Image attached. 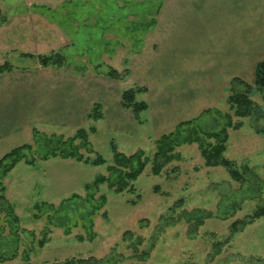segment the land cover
Wrapping results in <instances>:
<instances>
[{
  "label": "rangeland",
  "instance_id": "374dc122",
  "mask_svg": "<svg viewBox=\"0 0 264 264\" xmlns=\"http://www.w3.org/2000/svg\"><path fill=\"white\" fill-rule=\"evenodd\" d=\"M170 1L0 0V63L9 62L14 71L42 68L39 56L60 52L65 67L79 74L109 77L111 67L124 72L141 47L153 49L154 21ZM253 71L254 67L243 79L251 85ZM235 89L245 91L247 87L238 81L220 82L213 100L200 104V109L213 110L194 127L205 145L214 139L203 131L223 127L228 97ZM250 96L259 111L234 117L241 124L228 130L225 151V157L240 169L249 166L254 170L244 182L233 179L223 166H208L199 142H193L179 146V159L158 175L150 163L134 182V190L118 193L108 184L96 193L87 190L113 163L112 143L128 155L142 149L153 156L162 133L154 131L150 117L146 120L147 111L143 113L145 127L137 133H115L88 118L83 127L96 126L97 132L89 136L93 150L82 152L92 159L102 155L106 160L102 165L62 157L43 160L34 144L28 154L35 164L21 161L4 179L6 198L15 206L20 230L14 234V243L6 213L0 212V249L8 257L0 264H58L91 257L99 264H142L133 248L117 247L128 230L143 237L139 250H148L147 264H264V216L231 233L234 222L248 219L264 204V89L251 87ZM60 129L40 130L65 138L77 132ZM33 142L32 131L14 134L0 144V159L13 148ZM75 194L79 197L73 198ZM103 195L106 203L96 210ZM69 199L71 209L56 216L48 207L36 208L42 202L59 207ZM116 250L122 252L121 259Z\"/></svg>",
  "mask_w": 264,
  "mask_h": 264
},
{
  "label": "crops",
  "instance_id": "0c3cea01",
  "mask_svg": "<svg viewBox=\"0 0 264 264\" xmlns=\"http://www.w3.org/2000/svg\"><path fill=\"white\" fill-rule=\"evenodd\" d=\"M152 35L153 49L134 53L123 81L65 66L1 74L0 144L34 128H83L94 103L102 105L104 128L137 133L145 123L122 106L121 93L138 85L148 89L139 99L149 104L154 131L172 130L197 116L220 82L243 80L264 60V0H173Z\"/></svg>",
  "mask_w": 264,
  "mask_h": 264
},
{
  "label": "trees",
  "instance_id": "16d2710c",
  "mask_svg": "<svg viewBox=\"0 0 264 264\" xmlns=\"http://www.w3.org/2000/svg\"><path fill=\"white\" fill-rule=\"evenodd\" d=\"M1 15V9H0ZM40 63L44 67H56L61 68L66 65V59L60 52L52 53L49 55L39 56ZM14 67L9 63H0V75L14 71ZM130 74L129 69L124 72H119L116 68L111 67L107 72V75L115 80L123 81ZM253 84L246 83L245 80L236 79L234 81L245 84L247 89L234 90L228 97L229 111H227L223 117L225 122L220 130L211 129L209 131H203L205 136L214 139L213 142H202V137L195 134L194 127L198 123L202 115H208L213 112L211 108L205 109L200 112L194 118L180 122L173 130L162 133L157 137L155 141L156 151L150 158L146 152L142 149L136 151L133 154H125L120 151L115 143H112L114 158L113 163L108 165L107 174L98 175L95 180L86 186L87 190H94L93 193L99 192L100 187L103 184L114 189L116 192L121 193L125 190H134V182L145 171L146 167L152 163V171L158 175L162 172L165 166L172 161L179 159V154L176 152L177 148L185 143L199 142L202 149V155L208 166H223L228 171L230 176L237 181H246L247 173L254 172L249 166H244L240 169L234 161H231L225 157V151L227 149L228 130L230 128H238L241 122H234V117H248L259 111L258 104L250 96L251 87L255 86L258 90L264 89V60L259 61L253 71ZM233 89V88H232ZM148 89L143 86H135L129 89H125L121 93V103L125 109L131 110L138 123H144L143 113L149 109V104L145 100L139 99V95L146 93ZM217 114H220V110H215ZM222 114V113H221ZM89 119L97 122L103 117V108L100 103H94L89 113ZM97 132L96 126H91L87 129L85 127L77 130L76 134L72 137L65 138L63 135L56 133L47 134L37 128L33 129V143H27L22 146L13 148L7 152L0 159V212L6 213V221L8 222L12 235L15 238L13 241L16 243V237L14 234H18L19 217L15 214V206L10 203L6 198L4 185V179L9 172L21 161H25L27 164L34 165L35 158H30L29 152H33L34 144L37 145V151L41 153L40 157L43 160H48L51 157H62L65 159L72 158L85 163H91L93 165H102L106 163V160L102 155L97 154V157L92 159L85 157L82 149L91 148L90 134ZM79 141V142H78ZM43 152V153H42ZM264 181V180H263ZM259 183V182H258ZM79 197L75 194L73 198ZM72 198V199H73ZM73 201V200H72ZM106 203L105 196H100L99 203L97 202L96 210L101 209ZM71 199L63 201L59 207L54 204H48V202L38 203L36 208L42 210L43 207H48L54 212V216L64 211L68 212L71 208ZM264 216V204L257 206L255 211L248 216V219L238 220L231 226L232 235L239 232L240 229L254 222L255 220ZM2 218L0 216V225ZM241 226V227H240ZM44 236H47L45 232ZM143 237L135 231H126L120 242L117 243V247L133 248L136 257L140 258L142 264H147V258L150 256L148 250H139V247L143 245ZM45 240L40 241L41 245H44ZM16 249V248H15ZM17 250V249H16ZM122 252L116 250L117 258L121 259ZM7 254L0 249V262L7 260ZM14 256V254L12 255ZM58 264H99V260L94 257L91 258H73Z\"/></svg>",
  "mask_w": 264,
  "mask_h": 264
}]
</instances>
